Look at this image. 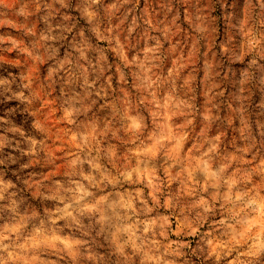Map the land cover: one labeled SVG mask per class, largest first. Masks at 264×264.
Returning a JSON list of instances; mask_svg holds the SVG:
<instances>
[{
	"label": "rangeland",
	"instance_id": "obj_1",
	"mask_svg": "<svg viewBox=\"0 0 264 264\" xmlns=\"http://www.w3.org/2000/svg\"><path fill=\"white\" fill-rule=\"evenodd\" d=\"M103 2L95 7L102 8ZM88 3L89 0H65L64 4L61 0H0V232L26 218L28 228L22 230L20 239L30 233L34 225H41V222L46 231L55 229L68 234L69 247L63 253L56 252L54 241H49L47 245L41 246L43 250H36L40 257L36 264H96L86 256L89 251L96 257L102 254L99 264H150L143 254L132 255L133 247L121 243L122 235L113 236V225L118 223L115 218L106 222L101 232V225L94 216L82 217L90 235L69 229L64 226L65 220L53 224L51 219L58 215L54 210L60 207L59 201L52 197L58 186L57 181L65 185L69 181L57 158L60 154L57 153L56 157L52 155L55 144L49 131L63 135L60 126L49 129V116L54 120L60 118V113L54 112V109L62 111L68 106L79 107L81 98H84L83 104L89 107L77 115L75 124L69 126L77 135H90L105 127L117 129L123 123L121 113L111 97L97 96L93 92L85 98L89 87L83 68L78 65H73L67 71L58 68L61 60L74 59V46L90 44L87 61L81 63L89 64L88 80L99 75L92 71V66L97 62L104 63L102 57L105 48L97 42L92 31L96 21L88 23L83 15ZM133 4L140 6L133 17L137 22V38L132 47L138 52L157 41L164 42L166 26L179 30L187 39L191 35L189 16L194 24L198 9L201 12L219 9V0H131L125 7H132ZM22 6L25 15L18 12ZM240 6L241 0H231L234 16L229 22H225L219 12L217 16L204 19L202 31L196 33L199 37L196 41L197 52H203L199 48L200 44H206L210 50L202 55L201 78L190 86L177 81L176 85L169 87L177 103L191 105L195 118L193 127L202 125L209 136L219 133V147L210 154V163L219 169L226 160L235 158L233 166L238 171L231 180L240 189L236 195L247 198V203L254 205L256 197L249 193L253 189L259 191L260 185L264 184V171H261V166H264V59H259L257 63V56L252 60L246 57L251 44L249 34L264 35V6L259 0H243V21L239 19ZM250 18L252 27L241 39V27ZM103 22L106 26L107 19ZM68 28L72 31L68 32ZM223 45H227V53L220 51ZM38 56L45 57V62L37 60ZM239 61L244 63L240 64ZM191 76L189 74L183 79L188 81ZM140 108L143 110L144 106ZM187 122V113L181 110L176 113L170 126L181 128ZM148 135L155 137V129ZM130 139L114 145L112 133L109 132L103 143L105 146L118 147L120 152L125 153L145 151L153 159L151 167L158 166L168 174L165 192L175 196L184 190L183 164L168 167L171 163L169 156L178 149L179 144L157 159L154 155L157 150L155 143L148 144L146 149H142L139 144L133 148ZM245 156L251 157L252 163H241V158ZM67 158L65 155L64 159ZM53 169L55 174L52 173ZM178 171L180 175H177ZM193 175L197 179L203 178L202 172H194ZM225 195L230 199L232 189L229 188ZM110 199H118L115 192ZM137 207L141 219L145 221L163 214L158 206L155 210H145L137 202ZM194 215L195 212L189 216V221ZM185 223L181 217L174 225L177 228L176 235L171 237L172 249L184 255L177 257L171 249L165 252L161 247L164 260L180 261L182 264H226L225 261H217L214 255H208L209 245L206 241L209 236L206 232L214 226L205 223L193 235L184 226ZM222 231L221 226L213 232V236L221 235ZM186 241L190 246H185ZM18 242L4 241L10 245ZM121 248L128 253V259L119 251ZM61 255L65 258L61 259ZM233 255L236 253L233 252ZM4 257H7V252L0 249V258ZM8 264L13 262L8 261ZM237 264H264V248L257 246L249 249V254L239 257Z\"/></svg>",
	"mask_w": 264,
	"mask_h": 264
},
{
	"label": "clouds",
	"instance_id": "obj_2",
	"mask_svg": "<svg viewBox=\"0 0 264 264\" xmlns=\"http://www.w3.org/2000/svg\"><path fill=\"white\" fill-rule=\"evenodd\" d=\"M61 3L64 4L65 0H61ZM101 3L102 0H89L83 12L88 23L96 21L92 31L97 42L105 48L102 57L104 63L97 62L92 66V71L99 75L88 80L89 64L81 63L87 61L90 44L74 46V59L61 60L58 68L65 71L73 65L83 68L85 82L89 87L85 98L93 92L97 96L111 97L121 113L123 123L117 129L105 127L90 135L73 133L69 126L75 124L77 115L89 107L83 104L84 98H81L79 107L68 106L62 111L59 108L54 109V112L60 113L59 119L54 120L49 116V129L60 126V131L63 132V135H56L49 131L55 144L52 155L56 157L57 153L60 154L57 158L64 167L63 174L69 177L66 185L57 181L58 186L52 193V197L60 203V207L54 210L58 215L51 217L52 223L65 220L64 226L90 235L82 217L94 216L101 225V232L104 224L115 218L118 223L113 225V236L122 235L121 243L133 247L132 255L141 253L150 264H182L180 261H165L164 253L160 252L163 247L165 252L171 249L177 257L184 255L171 247V237L177 232L174 225L181 217L186 222L184 226L193 235L205 223H211L214 227L206 232L209 236L206 241L209 245L208 255H214L217 261H225L226 264H237L239 257L249 254V249L257 246L264 248V184L260 185L259 191L253 189L249 193L256 197L257 202L254 205H249L247 198L242 199L236 195L240 189L231 180L238 171L233 166L235 158L226 160L219 169L210 163V154L219 147V133L209 136L202 125L193 127L195 118L192 116L191 105L177 103L174 92L169 87L176 85L177 81L190 86L201 78L202 55L210 49L206 44H200L199 48L203 52H197L196 41L199 37L196 33L202 31L206 17L217 16L218 12L225 22H229L234 16L231 0H219V9L203 12L198 9L194 24L189 16L191 35L187 39L179 30L166 26V40L144 47L142 52L132 47L137 38V22L133 17L137 15L140 6L133 4L132 7H125L131 0H104L102 8L95 7ZM259 3L264 6V0H259ZM18 12L21 15L26 14L23 6ZM240 13L239 19L243 21V0ZM105 18L106 26L103 22ZM251 27L250 18L241 27V39ZM67 31L71 32L72 29L68 28ZM219 39L217 36V40ZM249 39L251 44L246 59L252 60L257 56L258 63L259 59H264V35L249 34ZM220 51L227 53V45H223ZM36 59L45 62L46 58L38 56ZM239 63L243 64L244 61ZM189 74H192L191 79L185 81L183 78L189 77ZM141 105L144 106L143 110ZM181 110L187 113L188 122L181 128L170 126L176 113ZM153 129L156 136L150 137L148 134ZM109 132L112 133L114 145L128 138H131L130 144L133 148L139 144L142 149H146L148 144L155 143L157 150L154 155L157 159L179 144L178 149L169 156L171 163L168 167L183 164L184 190L175 196L165 192L168 174L162 172L158 166L151 167L153 159L145 151L125 153L120 152L118 147L105 146L103 139ZM65 155L68 157L66 160ZM241 163L250 164L252 158L242 157ZM261 171H264V166H261ZM194 172H202L203 178L197 179ZM52 173L55 174V169ZM177 175H180L179 171ZM251 183L249 178V185ZM229 188L232 189L230 199L225 195ZM114 192L118 199H110ZM137 202L145 210H155L158 206L163 210L162 216L148 221L141 219ZM193 212L195 215L189 221ZM42 223L34 225L32 231L23 239H20V233L28 228L26 218L0 232V249L7 252V257L0 258V264H8V261L13 264H36L40 259L36 250H43L41 246L47 245L49 241H54L56 252L63 253L69 247L68 234L55 229L46 231ZM221 226V235L213 236V232ZM9 240L19 242L11 245L4 243ZM185 246H190L189 242L186 241ZM119 251L126 259L129 258L122 248ZM233 252L236 253L235 256ZM86 256L96 264L102 259V254L96 257L90 251ZM64 258L61 255V259Z\"/></svg>",
	"mask_w": 264,
	"mask_h": 264
}]
</instances>
